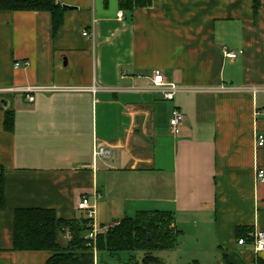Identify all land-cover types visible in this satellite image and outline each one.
<instances>
[{"label": "crops", "instance_id": "obj_1", "mask_svg": "<svg viewBox=\"0 0 264 264\" xmlns=\"http://www.w3.org/2000/svg\"><path fill=\"white\" fill-rule=\"evenodd\" d=\"M58 1L72 8L57 30L47 11L0 9V264L51 255L12 248L18 208L70 220L86 193L100 230L139 211L172 212L180 233L168 264L264 260L238 242L264 231V0L257 12L253 0H150L133 10ZM155 69L182 86L173 100L154 87ZM29 85L55 89L30 100ZM175 107L185 118L172 133ZM96 144L109 156L95 157Z\"/></svg>", "mask_w": 264, "mask_h": 264}, {"label": "trees", "instance_id": "obj_2", "mask_svg": "<svg viewBox=\"0 0 264 264\" xmlns=\"http://www.w3.org/2000/svg\"><path fill=\"white\" fill-rule=\"evenodd\" d=\"M150 0H119L120 7L133 10L147 5ZM258 11L261 0H253ZM0 9L47 11L52 15L54 29L62 23L64 6L58 0H0ZM13 113L6 112L5 127L13 129ZM6 204L5 179L0 170V209ZM92 230L90 219L83 213L80 217L65 220L57 218L53 209L18 208L14 219V250H45L51 255L47 264H95V251H108L115 255L120 251L143 252V264H168L156 256L157 250L172 249L177 245L180 233L174 226V215L170 211L143 210L134 216L124 217L119 225L98 231L96 238L88 237ZM69 232L70 238L62 245L58 234ZM250 242L253 235L241 234ZM134 256H130L129 262ZM255 264H264L258 257Z\"/></svg>", "mask_w": 264, "mask_h": 264}, {"label": "built area", "instance_id": "obj_3", "mask_svg": "<svg viewBox=\"0 0 264 264\" xmlns=\"http://www.w3.org/2000/svg\"><path fill=\"white\" fill-rule=\"evenodd\" d=\"M119 17H122V12L119 13ZM85 34H88V32H85ZM225 55L229 58H236L237 53L235 51H225ZM29 64L28 61L23 62H16L15 67H21V66H27ZM152 79L154 83V87L161 93L163 99L166 100H173L177 93H179L183 88L181 85H178L172 81H169L165 78L163 72L161 69H155L152 73ZM55 87H48V86H42V85H29L26 87H22L21 90L26 92L27 98L30 100L34 99L33 94L36 91H48V90H54ZM264 113V110H263ZM185 118L184 113L180 110V108L175 107L172 116L170 119V129L172 133H176L178 131V128L180 124L183 122ZM258 144L263 145L264 144V135L258 134ZM110 154V148L104 145L96 144L94 149V155L95 157L99 156H109ZM256 179L258 182H264V169H258L256 172ZM77 209L82 211L89 219H90V225L92 226V230H90L88 237L95 239L98 231V229L94 224V217L96 213V203L95 200L91 198L89 194H82L80 199L77 202ZM120 222H115L112 224H109L105 226L103 229H108L110 227L119 225ZM66 238H70V234L67 231L65 234ZM239 244H246L248 243L247 237H240L238 239ZM250 243L254 246L255 251L257 253L264 252V231L255 232L253 234V238L250 241Z\"/></svg>", "mask_w": 264, "mask_h": 264}, {"label": "rangeland", "instance_id": "obj_4", "mask_svg": "<svg viewBox=\"0 0 264 264\" xmlns=\"http://www.w3.org/2000/svg\"><path fill=\"white\" fill-rule=\"evenodd\" d=\"M96 253V252H95ZM156 256H160V258L169 262V260H173L175 258L173 251L171 249L167 250H157L154 253ZM133 255V261L129 262L130 256ZM98 264H143L142 257L143 252H133L130 253L128 251H120L118 254L112 255L108 251H102L98 253Z\"/></svg>", "mask_w": 264, "mask_h": 264}, {"label": "water", "instance_id": "obj_5", "mask_svg": "<svg viewBox=\"0 0 264 264\" xmlns=\"http://www.w3.org/2000/svg\"><path fill=\"white\" fill-rule=\"evenodd\" d=\"M65 8H72L71 6L68 5H63Z\"/></svg>", "mask_w": 264, "mask_h": 264}]
</instances>
